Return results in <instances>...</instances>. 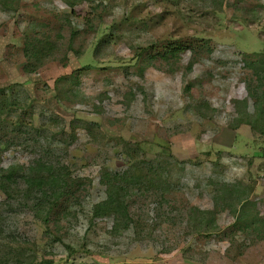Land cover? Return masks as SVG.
<instances>
[{"label":"rangeland","instance_id":"rangeland-1","mask_svg":"<svg viewBox=\"0 0 264 264\" xmlns=\"http://www.w3.org/2000/svg\"><path fill=\"white\" fill-rule=\"evenodd\" d=\"M262 56L264 0H0L26 124L0 127V264H264ZM43 158L58 198L25 182ZM150 164L167 190L132 195L135 225L93 216L104 171Z\"/></svg>","mask_w":264,"mask_h":264},{"label":"trees","instance_id":"trees-1","mask_svg":"<svg viewBox=\"0 0 264 264\" xmlns=\"http://www.w3.org/2000/svg\"><path fill=\"white\" fill-rule=\"evenodd\" d=\"M34 49L36 50V60L41 59L42 57L39 56L40 51H37L36 48ZM177 50L178 49L174 50V53H177ZM262 59H264V56H262ZM256 70L257 76L259 77V68ZM261 73V77L259 78H264V64ZM11 89L5 88L0 90V127L3 123L9 122L11 126L17 130L22 126H26V124L23 125L24 121L22 120L23 118L21 117V114H11L9 112V109L12 108L13 105H15H10L11 97L9 96V92ZM6 100H9V102H7V106L5 107L3 105V101ZM259 111L260 116H263L264 109H259L258 112ZM28 112L25 111L22 115H26ZM5 128L6 127H2L0 128V130L3 131ZM1 131L0 135L2 133ZM152 164H150V167L146 174H144L142 171H134L131 166L122 173L110 172L107 170L104 171L101 174V177L102 183L107 188L106 198L102 202L94 206L93 216L96 218L112 217L115 222L114 227L118 230H122L124 229V227L128 229L129 226L135 225L136 222H134L133 216L131 215L130 202L132 199V195L134 193L141 194L143 190H167V188L164 187L165 183L161 177V168L153 167ZM29 171V175L25 176V182L27 183L29 190H36L37 192L42 194L43 197L58 198L61 195H64L63 191H66L69 188L67 177L59 174L58 171H56L55 164L52 163V161L49 159L43 158L42 160L36 161L35 164H32L29 167ZM15 178L16 177L13 174H7L6 176H3V181L4 183L11 184L15 181ZM225 187L227 189L232 188V190H230L231 193H234L235 191L237 192V194L240 193V191L238 190V186L227 184L225 185ZM233 190L235 191L233 192ZM245 195L244 197H242L243 200L248 199V196L245 197Z\"/></svg>","mask_w":264,"mask_h":264}]
</instances>
